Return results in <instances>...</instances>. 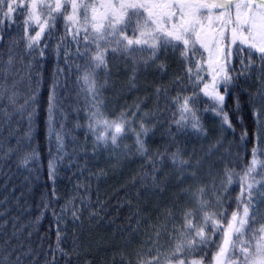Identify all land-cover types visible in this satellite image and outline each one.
<instances>
[{"label":"snow or ice","instance_id":"snow-or-ice-1","mask_svg":"<svg viewBox=\"0 0 264 264\" xmlns=\"http://www.w3.org/2000/svg\"><path fill=\"white\" fill-rule=\"evenodd\" d=\"M21 16L25 35L8 42L7 61L0 62V99L7 102V106L0 105V114L11 118L14 112L25 111L29 100H35L33 95L17 107L16 82L7 83L17 57L22 59L16 51L20 41H25L26 55L43 56L42 35L47 29V37H51L58 22H63L66 36L61 38L56 53L60 55L66 37L70 36L71 43L76 45L75 55L83 62L73 66L81 73L78 81L86 93L87 128L95 138L94 147H119L131 136L136 153L146 158L150 169L143 172L139 181L143 187L157 191L162 190L159 173L165 161L194 181L203 161L185 158L179 148L157 150L149 155L146 138L156 124L150 121L149 112L140 114L142 102L126 106L118 114L107 111L103 90L109 84L113 59L131 62L129 84L132 87L141 68L150 64L161 70L166 67L163 61L157 63L162 54L178 56L184 64V74L173 82L179 86L176 95L169 96L167 89H156L158 96L164 92L167 102L175 109L168 127L173 141L189 131L206 134L202 113L207 112L219 118L222 128L234 131L225 107L226 99L238 87L240 77L256 74L261 87L247 101L254 120L247 162L239 169L226 164L210 184L198 183L185 188L183 192L189 206L179 209V223H173L170 231L161 226L168 233L167 250L161 252L162 231L153 225L154 237L145 241L150 247L147 252L137 253L135 264H204L209 247L216 248L210 264H264V224L256 226L260 204L264 203V0H0V26L10 27ZM3 39L0 33V40ZM63 55L68 63L66 48ZM235 62L239 63V70L233 66ZM189 87L190 94H185ZM55 99L54 85L49 96L47 125L49 135L55 136L57 151L62 152L63 136L54 126ZM235 106L237 110L240 108L239 96ZM34 115V108L27 112L29 121ZM27 135H31V126ZM249 135L244 129L240 140L247 141ZM222 147L223 139L213 145L216 150ZM11 151L9 149V154ZM36 155L35 151L26 152L19 159L18 167L28 169ZM55 173L54 159L49 162V178L54 179ZM233 185H238L239 193L234 200L235 209L229 213L224 203ZM43 207L47 211V204ZM44 211L33 224L39 223ZM79 214V208L71 210L73 220H79ZM3 215L5 213L0 212V216ZM165 218L166 223L174 221L175 215L168 210ZM2 228L0 224V230ZM13 228L11 237L18 240L23 227L13 224ZM62 239L63 233L58 227L50 264H55L56 254L69 256L60 246ZM0 243L7 246L0 249V264H7L12 257L15 264H22L19 254L22 244L12 247L10 238ZM22 254L30 255L31 249ZM196 256L199 259H195Z\"/></svg>","mask_w":264,"mask_h":264},{"label":"trees","instance_id":"trees-1","mask_svg":"<svg viewBox=\"0 0 264 264\" xmlns=\"http://www.w3.org/2000/svg\"><path fill=\"white\" fill-rule=\"evenodd\" d=\"M0 33L4 36V39L0 40V62H6L8 42L12 38L19 40L20 36L25 35L24 17H19L10 27L0 26ZM65 36L63 22H58L51 37H47V29L41 37L43 56L26 55L25 41H20L16 49L22 59L17 57L7 83L16 82L17 107L33 95L35 100H29V106L25 111L14 112L11 118L0 114V157H3L0 159V201H3L0 204V212L5 213L0 216V224H3L0 242L10 238L12 247L18 243L22 244L23 248L19 250L22 264H50L59 227L63 233L60 246L69 253V256L56 254L55 264H135L137 253L147 252L150 247L149 244L144 245L140 241V236L146 235L143 231L145 225L141 222L145 220L146 223L145 218H148L149 222L155 223L160 216H157L158 211L171 210L175 213L178 210L179 204H171L167 197L173 196L178 199V195L175 194L184 187L181 176L185 173H181L178 168L165 161L159 173L162 190L143 187L139 177L150 169L146 158L136 153L131 136L128 137L126 144L129 147L125 148L126 151L122 149L125 158L117 160L113 164L116 167L112 166L108 170V166H105L106 156L112 151H106L101 146L94 147L95 138L88 131L86 93L78 81L81 73L73 66L83 62L75 55L76 45L71 43L70 36L66 37L60 55L56 53L57 45ZM65 48L68 50V63H65L63 55ZM160 61L166 64L163 70L154 64L141 68L136 74L135 87H132L129 79L133 65L128 60L114 58L109 84L103 90L107 107L111 108L114 114H118L126 106L142 102L140 114L149 112L152 114L150 121L156 124L146 138L149 155L157 150L164 152L165 149L175 151L179 148L185 158L193 161L202 160L198 172V177H202L201 183L210 184L213 177L218 176L226 164L237 169L242 167L247 162L252 147L251 133L254 130V120L247 101L249 96L261 87L256 74L240 77L238 87L226 99L225 107L233 122L234 131L222 128L219 118L207 112L202 113L206 134H194L189 131L177 136L173 141L168 135V127L175 109L167 102L164 92L158 96L156 89L158 87L167 89L169 96L176 95L179 86L173 82L177 76L184 74V64L178 56L171 53L162 54L157 63ZM233 66L237 70L240 68L238 62ZM60 69L63 71H59ZM125 84H128V88L122 90L121 86ZM54 85L56 97L54 126L63 136L62 152L57 151L55 136L49 135L47 125L49 96ZM119 88L121 90L117 91ZM190 92L189 87L185 94ZM237 96L240 97L238 110L235 106ZM0 105L7 106L6 100L0 99ZM33 108L35 115L29 121L27 112ZM30 126L29 137L27 133ZM244 129H247L250 135L247 141L242 142L240 137ZM220 139H223V147L219 150L223 149L226 155L223 156L219 168L218 165L215 167L210 165L207 160L208 151L210 152ZM9 149L12 150L10 154ZM32 151L37 155L30 162L28 169L18 167L19 159L26 152ZM54 159L56 173L54 179H50L49 162ZM128 192L135 193L136 198L132 196L122 203L120 201L110 204L109 198L112 195L118 196L121 193L122 197ZM238 193V185H233L229 189V198L224 203V208H227L229 213L235 209L234 200ZM45 204L48 206L47 211H44ZM73 208L80 209L79 220H73L71 216ZM42 211L43 218L38 224H33ZM92 212L98 214L91 215ZM102 213L106 214L105 221L98 218L99 215H103ZM15 217L18 219H14ZM257 220L264 224V211ZM13 224L17 228L23 227L18 240L11 237L14 231ZM172 225L173 223L166 226L169 231ZM114 231L127 232L130 235L126 239L127 248L120 250L112 246L111 236ZM29 232L32 233L31 236L28 235ZM167 234L164 232L160 240H165ZM214 239H217V243L220 242L218 238ZM3 247L7 246L0 243V249ZM29 248L31 254L23 255L22 253ZM167 248L161 247V252H165ZM215 252V247L206 249L204 264H210ZM194 258L199 259V256ZM7 264H15V257Z\"/></svg>","mask_w":264,"mask_h":264},{"label":"rangeland","instance_id":"rangeland-1","mask_svg":"<svg viewBox=\"0 0 264 264\" xmlns=\"http://www.w3.org/2000/svg\"><path fill=\"white\" fill-rule=\"evenodd\" d=\"M209 77H210V75H209ZM121 88H122V90H127L128 84L127 85L125 84V85L121 86ZM121 88H119L117 91L121 90ZM105 108L107 109L108 112H110L111 109L107 107V104L105 105ZM108 147L112 150V153H108V156H106V164H105V166H108V170H110V168L113 166V164L117 160H121L122 158H125V153L119 147H113L111 145H109ZM208 155H209V158H208L207 162L210 163V165L212 164L214 167L216 165H218L217 167L220 168L222 160L224 159L223 156H225L226 153L224 152L223 149L216 150V149L213 148L210 152L208 151ZM113 167H116V166L114 165ZM210 169L212 170L211 167H210ZM201 179H202V177L201 176L198 177V175H197V179L194 181V180H192L190 177H188L185 174L184 175V179L182 180V183L184 184V187L181 188L180 191H177L178 194L177 193L175 194V195H178V199L175 198V197L173 198V196H168L167 197V200H170L171 204H173V205H175L174 203L179 204V207L176 206L178 208V210L174 213V215H175L174 222L173 221H167V223H166V218H165L166 211H158L157 216H159V215L160 216L158 217L157 220H155V223L154 222H149L148 218H145L146 219V223H144L145 220L141 222L143 225H145V228H144L143 231L146 233L145 236H147L148 239H149V237H154V233L151 231V226L155 225L158 228H161V231H162V234H163L164 231H163V228L161 226H169V225H171V223H177V224L179 223V220H178L180 218L179 209L182 208V207L189 206L188 197L184 194L183 190L185 188L190 187V186H195L196 184L201 183L200 182ZM157 203H158V201H157ZM262 211H264V203L260 204V209H259L258 215H260V213ZM260 225H261V223L258 221L256 226L259 227ZM128 235L129 234L127 232H119V233H117V232L114 231L113 235L111 236V241L113 242V243H111L112 246H116V247L120 248V250L123 249V248L124 249L127 248V247H125V245H126V239L128 238ZM161 236L163 237V235H161ZM160 244L163 247H168L167 246V244H168V234L165 235V240H160ZM91 245H92V243H91ZM164 245H166V246H164Z\"/></svg>","mask_w":264,"mask_h":264},{"label":"bare ground","instance_id":"bare-ground-1","mask_svg":"<svg viewBox=\"0 0 264 264\" xmlns=\"http://www.w3.org/2000/svg\"><path fill=\"white\" fill-rule=\"evenodd\" d=\"M135 193L133 194V193H131L130 194V192H128L127 193V195H124V196H122V197H120L121 196V193H119L118 194V196H116L115 194L114 195H112L110 198H109V201H110V204H113V203H115V202H120V203H122L124 200H126L127 198H129V197H132V196H134V198H136L135 197ZM103 215H99L98 216V218L100 219V220H102V221H105L106 220V214H104V213H102ZM140 241L144 244V245H146L147 243H145V241H147V238L144 236L143 237V235L142 236H140Z\"/></svg>","mask_w":264,"mask_h":264}]
</instances>
